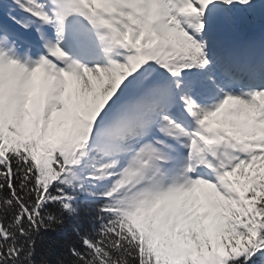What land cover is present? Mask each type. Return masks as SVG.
<instances>
[{"label": "trees", "instance_id": "obj_1", "mask_svg": "<svg viewBox=\"0 0 264 264\" xmlns=\"http://www.w3.org/2000/svg\"><path fill=\"white\" fill-rule=\"evenodd\" d=\"M254 3L264 15V0ZM168 36L171 46L150 61L149 72L138 74L136 91L155 77L179 81V64L173 59L178 40ZM193 51L196 60L206 62L200 51ZM164 90L160 85L157 101H163ZM74 99L76 110L72 108L66 118H55L54 106L49 105L42 128H26L21 109L8 118L5 140L0 142V264H264V155L247 169L231 172L227 195L206 188L216 241L208 256H191L168 234L169 215L157 217L165 206L150 215L153 202H134L128 195L130 184L118 187L128 181L124 172H114L110 183L100 180L119 164L123 152L107 157L90 145L79 153L82 157L72 158L82 140L91 137L77 111L101 114L78 89ZM240 118L223 108L213 117L226 128L235 126L240 134L263 137L256 143L264 146V134ZM140 122L148 129L143 118ZM119 133L124 135L121 143L129 145L127 135Z\"/></svg>", "mask_w": 264, "mask_h": 264}, {"label": "rangeland", "instance_id": "obj_2", "mask_svg": "<svg viewBox=\"0 0 264 264\" xmlns=\"http://www.w3.org/2000/svg\"><path fill=\"white\" fill-rule=\"evenodd\" d=\"M83 1L84 0H68V2L65 3L64 10L65 13H67V18L73 22L76 20L75 11L82 14L83 17L81 22L90 28L89 22L94 18L91 16L92 8L87 0H85L86 2ZM93 2L96 7L99 6L106 11V15H112V17H114L113 12L116 11V9H123L131 16V22H125L127 20L126 18L122 24H119L121 29L118 31L119 34L123 38L125 36L124 39L126 41L128 40L129 44L133 45L136 49L142 51L141 48L144 47L145 44L149 46L150 41L148 38L152 36L154 45L149 46V49L145 50L148 57L155 56L162 48L169 45L170 41L166 35L158 31L152 33L144 29L141 22L135 18L133 12L137 5L145 7L149 18L156 19L162 27H165L168 32L175 35L181 44L187 47H198L199 45H203L208 54L213 58L212 63L214 64V68L212 69L213 73L210 79L206 77L203 69H200L197 77L204 82L201 84L202 88L206 89L207 93H212V97H218V101L210 105L196 103L185 106L180 101L179 95H177L179 91L175 90L174 93H169V96L175 103V108L172 110L175 114H180L182 109L186 108L191 112L195 121L197 120L198 122H202V124H206V121L210 118L209 112H212V110L220 105L221 98L219 93H221L224 99H228L242 108L243 122L256 126L264 133V117L260 112V102L264 103V87H262L259 92L254 93L250 88L234 82L229 75L222 71L224 69V63L220 56L221 48L219 46L213 47L210 42H205L203 40L207 38L211 41L206 33L209 29L208 22L203 21V24L197 27L198 35H195L188 31L184 20L179 17V14L169 10L168 6H165L164 3V7L156 9L153 4L154 0H93ZM220 2L226 12L233 14L236 23L238 24L239 22V27L248 22L240 16L241 12L240 14L237 13L238 6L236 0H220ZM82 3H86V8L82 7ZM70 4L75 7L72 12H69ZM202 10H205V8ZM251 13L255 20H257L256 22L258 25L264 23V16L258 7L252 6ZM128 14L125 16H129ZM97 17L101 19V22L106 21V18L100 14L97 15ZM51 22L52 21H50L49 24H51ZM20 23L25 25L26 21L20 19ZM56 32L57 27L54 26L51 30L43 32V34L47 36L52 50L61 51L59 49V36L55 35ZM82 34L84 35V37H82L83 40L84 38L87 39L85 36L86 32ZM96 37L98 36H93V38ZM94 40V43H96L98 47H101L100 45L108 46L107 43H102L98 38ZM85 45L88 46L86 47L87 49L95 48V46L90 44ZM218 49H220V52L216 53ZM257 49L259 50L258 47ZM64 54L68 55L66 53ZM77 58L80 61H75L65 72L66 77H68L71 82L70 86L66 87L63 83V75L61 73L45 66L41 60L28 62L14 57L7 52L0 42V74L4 76L0 85L1 100L9 105L11 109L22 106L24 91L26 89L31 90L33 82L35 81V70H39V72L41 71L44 74L46 95L48 98L55 100V110L59 114L65 113L68 106L73 104L71 91L75 87L79 88L83 98L91 101V103H97L102 99L109 107L113 106L117 100L114 96V86L116 83H120L121 89L125 95L130 94V84L132 82L130 70H126L125 73L120 76L115 70L116 62L110 57L106 60L100 59L101 61L99 62L83 60L80 57ZM121 79H124L125 83L122 82ZM189 81L193 82L196 81V79L192 77ZM210 82L213 83V87L216 90L209 89ZM262 82L264 84V80ZM140 100L141 102H146L148 98L146 96H141ZM31 105L34 107L32 102ZM35 110L37 109L35 108ZM232 112H234V110H232ZM29 118V123L35 122L32 117ZM121 124L122 122L117 120L115 126H110V130L114 132L119 131ZM209 129L211 130V127H209ZM160 131L162 139L166 140V136L168 135H166L165 130L162 128ZM188 133L191 137V133ZM211 133L213 132L211 131ZM187 137L188 136L182 139L178 154L175 155V153L173 154L171 151L166 153V164L164 165V169L155 165L152 159L154 153L148 148H145L140 140L136 139L134 141V143H137L136 147L132 145L130 149H124L130 150L131 154L124 156L122 162L112 169L111 172L115 170H124L126 173V171L133 172L137 168H141L145 165L151 167L148 168V170L151 171L150 174H145L146 179L143 182L140 181L137 185L139 194L142 197L154 194L163 198V201L167 203L170 209V217L168 218L170 221L169 229L174 224L173 230H171L172 234H174L177 241L189 254L195 256L198 253H206L207 247H209L210 244H215V229L213 226V215L199 188L194 187L191 183L188 184L183 181L185 178L184 167L186 164L185 151ZM173 148L175 149V146H173ZM236 152H240V150L232 152V156L230 157L231 160L233 156H237V154H235ZM226 157V164H229L230 160L227 153ZM195 159H198L201 163H205L206 165L209 164V162H206L204 153L199 149H195ZM110 179V174H105L102 177V180L105 182H109ZM215 182L220 185L219 180ZM143 187L149 188L145 189ZM158 211L159 209L157 213ZM168 215L169 210L167 208H161L160 217L158 215V218L160 220V218L167 217Z\"/></svg>", "mask_w": 264, "mask_h": 264}, {"label": "bare ground", "instance_id": "obj_3", "mask_svg": "<svg viewBox=\"0 0 264 264\" xmlns=\"http://www.w3.org/2000/svg\"><path fill=\"white\" fill-rule=\"evenodd\" d=\"M202 1V0H201ZM163 1H161V0H154V6H155V8L156 9H160V8H162V7H164V5H163ZM257 47H256V50H254V52H257ZM259 51V50H258ZM253 59H255V58H253ZM239 67H243V68H245V69H247L249 66L248 65H246L244 62H241L240 64H239ZM40 76V75H39ZM239 77H241V79L243 80V81H245V78H247L248 77V75L247 74H243L242 76L240 75ZM253 80V79H252ZM42 91H44V89L41 87L40 88V90H39V94L42 92ZM28 94L31 96V98H30V101L28 102V104H29V106L30 107H33V105H31V102H32V104H34V106H37V110H35L34 109V112L35 113H40L41 112V97L43 96V94L41 95L40 94V96L39 97H36V99H35V101L33 100V98H34V96L33 95H35L34 93H32V92H30L29 93V91H28Z\"/></svg>", "mask_w": 264, "mask_h": 264}]
</instances>
